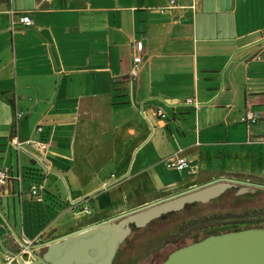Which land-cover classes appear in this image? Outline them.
<instances>
[{
  "label": "crops",
  "instance_id": "crops-1",
  "mask_svg": "<svg viewBox=\"0 0 264 264\" xmlns=\"http://www.w3.org/2000/svg\"><path fill=\"white\" fill-rule=\"evenodd\" d=\"M176 1L186 8L0 0V264L19 238L45 242L219 177L264 184V0ZM248 110L261 119L242 122ZM14 137L48 139L47 175ZM177 153L190 168L168 167Z\"/></svg>",
  "mask_w": 264,
  "mask_h": 264
},
{
  "label": "water",
  "instance_id": "water-1",
  "mask_svg": "<svg viewBox=\"0 0 264 264\" xmlns=\"http://www.w3.org/2000/svg\"><path fill=\"white\" fill-rule=\"evenodd\" d=\"M238 185L264 189L262 183L223 176L45 242L27 244L19 238V244L33 257L29 263L10 252L19 264H112L132 225L143 227L185 202L208 199ZM0 216L5 219L1 212ZM162 264H264V227L209 235L175 249Z\"/></svg>",
  "mask_w": 264,
  "mask_h": 264
},
{
  "label": "flooded vegetation",
  "instance_id": "flooded-vegetation-1",
  "mask_svg": "<svg viewBox=\"0 0 264 264\" xmlns=\"http://www.w3.org/2000/svg\"><path fill=\"white\" fill-rule=\"evenodd\" d=\"M217 203H230L231 205L234 203H264V189H253L238 185V186L227 187L219 195L211 196V197L209 196L208 199H204V200L199 199L192 202H185V204L181 208L170 211L171 213L170 215L172 216L175 215L176 213L184 214V216L177 221L178 223L176 222L177 230L184 231V234L176 233V236L173 235L171 238H168L166 246L172 247L173 248L172 251H174L179 247L199 241L212 234L245 229L248 228V226L255 227L254 224L257 225L264 224V222L261 223V221H255L256 219H248L249 218L247 215L249 214L248 211L242 214H236L235 217L232 218H225L226 216L219 217L220 212L214 213L213 211V214L210 216V219H217V218H222V219H219L220 221L214 220L212 222L209 221L207 223L205 221L209 219V217L204 216L202 218L200 217L195 219L193 217H190L191 214L193 215L195 213L201 212L204 208V205L208 204L211 206V204H217ZM200 207L203 208L198 209ZM188 213H190V216H187ZM229 213H225V214H229ZM157 219L158 218H155V221H157ZM150 224H152V222H150L147 226H149ZM185 224H187V227L184 226ZM145 227H143V229ZM141 229L142 228L140 227H136L132 225V232L130 234L131 236L129 235L126 238V240L121 244L112 264L122 263L126 259L127 254H130L129 253L130 248L133 247V242H134L133 240H135V236H137V234L140 233ZM186 230L187 232L185 233ZM153 262L157 263L156 257L153 258Z\"/></svg>",
  "mask_w": 264,
  "mask_h": 264
},
{
  "label": "rangeland",
  "instance_id": "rangeland-1",
  "mask_svg": "<svg viewBox=\"0 0 264 264\" xmlns=\"http://www.w3.org/2000/svg\"><path fill=\"white\" fill-rule=\"evenodd\" d=\"M218 204V205H217ZM204 205L198 209L203 210L201 212L191 214H187V216L195 218H202L204 216L209 217L205 222L209 221H220L219 219H210V216L216 212H220L219 217L232 218L235 217L236 214H242L246 211L249 212L248 219H256L255 221L264 222V203H217ZM232 210V211H230ZM253 210V211H251ZM80 209H77L75 212H79ZM229 211V212H226ZM229 213V214H225ZM79 214V213H77ZM170 212L163 213L159 217H157V221L153 219L144 225L147 226L150 222L149 226L143 227L140 230V233L135 236V240H133V247L130 248L129 253L127 254L126 259L122 263L117 264H161L163 260L167 257V255L173 250L172 247H167V239L171 238L173 235L184 234V231L177 230V221L184 216V214L176 213L175 215H170ZM255 216V217H254ZM80 217V215H79ZM177 222V223H176ZM187 227V224L184 225ZM134 232V231H133ZM187 230L185 231V233ZM133 235V233H132ZM136 235V234H135ZM131 236V235H130ZM14 252L20 251L23 247L18 243L11 247ZM152 254V255H151ZM156 257L157 263L153 262V258ZM26 260L31 261L33 257L26 255Z\"/></svg>",
  "mask_w": 264,
  "mask_h": 264
},
{
  "label": "built area",
  "instance_id": "built-area-1",
  "mask_svg": "<svg viewBox=\"0 0 264 264\" xmlns=\"http://www.w3.org/2000/svg\"><path fill=\"white\" fill-rule=\"evenodd\" d=\"M201 2L202 0H193L192 5L190 7L196 11L200 7ZM167 8L184 10L186 6L179 5L176 0H170L169 5H167L166 7H162L161 10L164 11ZM14 23H16V21H14ZM19 23L23 24L24 26H31L33 24V21L29 16H22L19 20ZM137 50H139V52L135 55L133 59V65L130 71V76L133 79H135L139 75L140 64L142 63V55L140 53V51L142 50V43L137 44ZM263 58H264V54H259L257 56L258 60H261ZM188 102L191 103L193 102V100L189 99ZM157 113L163 119L167 117V113L162 109H158ZM17 117H20V115L18 114ZM260 119H261V115L259 113L248 110L243 114L241 121L249 124H255ZM37 129L39 132L44 133V128L42 126H39ZM260 139L262 142H264V136H262ZM11 144L19 150H25L27 146H33L37 148L42 156H37V157L34 156V158L37 159L38 163L43 167L44 176L47 175V173L50 171L49 167L46 164L47 160L45 159V154L49 148V143L47 138L43 137L41 140L21 141L18 139V137H14L11 139ZM167 165L170 168L185 170L191 167V161L186 156L177 153L167 160ZM43 174L41 178H43ZM10 179H11V174L9 167L0 168V186H6L10 181ZM43 188H44V183L43 180L41 179L40 181H35L32 183L31 192L33 195H38L43 190ZM69 200L72 199L69 198ZM82 212L89 214L91 210L89 207H85L83 208ZM24 242L27 244H33V243H41L42 241H41V237H37V239H35L34 241L26 239L24 240ZM3 243L4 242L0 234V247L3 246ZM16 253L22 255L25 260H26L25 258L26 255L31 256V254L24 248H22L20 251H17ZM29 262H30L29 260H26V263ZM5 263L19 264L17 257L8 251H5Z\"/></svg>",
  "mask_w": 264,
  "mask_h": 264
},
{
  "label": "trees",
  "instance_id": "trees-1",
  "mask_svg": "<svg viewBox=\"0 0 264 264\" xmlns=\"http://www.w3.org/2000/svg\"><path fill=\"white\" fill-rule=\"evenodd\" d=\"M36 179H40V177H37ZM253 226V225H252ZM255 227H264V224H254ZM248 228H250V226H248ZM166 259V258H165ZM163 263V262H162ZM161 263V264H162Z\"/></svg>",
  "mask_w": 264,
  "mask_h": 264
}]
</instances>
